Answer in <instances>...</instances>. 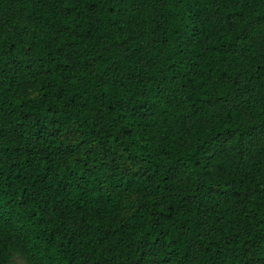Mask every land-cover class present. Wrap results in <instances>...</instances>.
Listing matches in <instances>:
<instances>
[{"label": "trees", "instance_id": "16d2710c", "mask_svg": "<svg viewBox=\"0 0 264 264\" xmlns=\"http://www.w3.org/2000/svg\"><path fill=\"white\" fill-rule=\"evenodd\" d=\"M0 264H264V0H0Z\"/></svg>", "mask_w": 264, "mask_h": 264}, {"label": "rangeland", "instance_id": "374dc122", "mask_svg": "<svg viewBox=\"0 0 264 264\" xmlns=\"http://www.w3.org/2000/svg\"><path fill=\"white\" fill-rule=\"evenodd\" d=\"M17 263H19V261H17Z\"/></svg>", "mask_w": 264, "mask_h": 264}]
</instances>
